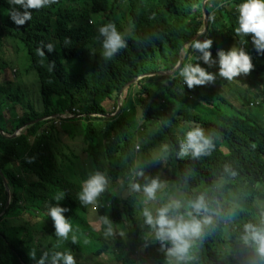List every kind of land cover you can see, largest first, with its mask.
<instances>
[{"label": "trees", "instance_id": "obj_1", "mask_svg": "<svg viewBox=\"0 0 264 264\" xmlns=\"http://www.w3.org/2000/svg\"><path fill=\"white\" fill-rule=\"evenodd\" d=\"M240 2L52 0L28 10L31 19L18 26L10 17L20 6L0 0V56L8 45L23 47L27 61L17 56L11 62L35 75L41 103L37 109L13 85H0V264H52L57 252L70 253L74 264H175L166 255L170 245L162 249L153 233L144 239L146 230L135 218L139 191L132 185L146 183L145 160L152 150L161 153L155 158L170 176L155 194L156 208L180 198L178 213L185 214L191 211L188 202L203 196L207 211L197 219L211 217L181 264H264L252 242L242 240L243 225L259 226L264 216V55L253 49L251 34L233 31ZM109 22L125 47L106 60L97 28ZM204 38L212 41L213 57L228 46L243 48L252 69L232 81L216 77L188 89L173 70L179 60L181 66L194 62L187 45ZM46 44L53 45L51 53ZM37 48L45 55H37ZM207 71L215 74V66ZM113 96L121 98L120 110L109 117L103 104ZM113 105L118 109L115 100ZM221 106L233 113L221 112ZM66 112L70 117H60ZM51 117L56 124L37 121ZM135 122L147 131L137 132V143ZM184 122L211 136L210 154L177 158V141L192 128ZM63 135L80 143L84 170L77 171L79 153L62 142ZM96 172L109 186L93 204H82L81 182ZM58 192L59 201L53 199ZM51 206L68 209L62 213L72 232L68 241L55 234ZM91 217L100 225L91 224ZM112 225L116 234L105 235Z\"/></svg>", "mask_w": 264, "mask_h": 264}, {"label": "clouds", "instance_id": "obj_2", "mask_svg": "<svg viewBox=\"0 0 264 264\" xmlns=\"http://www.w3.org/2000/svg\"><path fill=\"white\" fill-rule=\"evenodd\" d=\"M20 6L22 11L14 12L10 19L15 25L21 26L31 19L30 9H39L47 6L52 0H13ZM238 13L236 26L233 31L238 36L250 35V41L257 55H264V0H241L236 5ZM214 19V16L209 17ZM98 38L100 41L101 55L104 59H111L118 50L125 47V40L121 32L112 23H105L97 28ZM203 33H198L202 35ZM67 43V41H65ZM212 45L211 39H193L187 45L191 49L190 60L194 62L176 65L174 71H178L179 77L182 78L183 84L192 89L194 86H203L211 83L216 77L232 81L233 78L241 74H247L252 69L250 56L243 48L231 47L229 50H217L215 57L210 51ZM47 52L53 51L52 44L43 46ZM37 55L44 56L45 52L40 48L36 50ZM207 68L215 66V74L207 71ZM48 119V118H47ZM178 151L177 158L189 155L192 158H198L202 155H208L214 145L210 135L205 134V129L195 126L183 133L182 139L177 141ZM139 150L135 151L138 152ZM136 160V159H135ZM136 175H143L137 172ZM106 178L103 174L96 172L89 175L81 182L80 191L77 193V199L82 204H93L100 193L104 191ZM161 187L156 178L148 180L144 185L133 184L134 191H142L145 197L144 203L155 199L157 189ZM63 193L58 192L53 197L54 200H61ZM181 208L179 200L172 199L167 204L155 209V214L149 207L142 210L144 223L153 231L154 237L160 242L161 248L164 249L165 242L170 247L166 249V255L174 258L175 264H181L188 258L189 249L192 242L199 238L203 225L211 223V217L205 216L201 219L197 217L201 212L207 211L203 196L189 201L185 214H179ZM67 208L51 206L48 208V216L53 222L55 234L61 238H67L70 231V225L66 222L62 213L67 212ZM185 216L187 218H185ZM103 219V218H102ZM107 224V220H103ZM242 240L245 244L252 242L254 251L260 258H264V216L261 217L259 226L246 223L243 225ZM105 235H111L110 226L105 230ZM62 261V264H74L72 255L68 252L63 254L57 252L52 257V264L56 261ZM41 264L43 262L41 261Z\"/></svg>", "mask_w": 264, "mask_h": 264}, {"label": "rangeland", "instance_id": "obj_3", "mask_svg": "<svg viewBox=\"0 0 264 264\" xmlns=\"http://www.w3.org/2000/svg\"><path fill=\"white\" fill-rule=\"evenodd\" d=\"M18 46L20 48L17 51L13 47H11L10 45L6 46L3 54L0 56V85L6 86V87L9 84L13 85V88L15 90L17 88L18 91L22 94V96L25 99H31L34 102L33 103L34 107H36L37 109H41V108H39V107H41V103L38 102V97L36 95L37 87L34 83V80H36L35 75L33 73L25 74L21 68H19L16 64L11 62L14 59V57L17 58V56L23 57V62L27 61L25 58V53L23 51V47L21 48L20 45H18ZM226 48H227V46H224V49H226ZM228 48L230 49L231 47L228 46ZM118 99H121V98L118 97L117 99H115L113 96L109 100H107L108 102L103 104V107L106 110V112H108L111 115L115 114V111L117 110V108L114 109L115 106L113 105V101L115 100L117 105L118 104L120 105V102ZM207 108L212 109L209 106H207ZM224 109L226 111L229 110L225 106H221L220 111L223 112ZM257 110H258L257 112H260L262 109L259 108ZM229 111L231 113H233V111H231V110H229ZM60 117H70V116H68V114L66 112L65 114L61 115ZM52 119H53V117L48 118V119L47 118H40L37 121L46 120V121H52V122H54V124H56V121H53ZM54 120H57V119H54ZM183 124L186 128L196 126L194 122H184ZM22 128L16 130L14 132V135L12 136V138L17 137L18 134L22 131ZM182 131H184V130H182ZM133 132L136 135L135 143L139 142V138L137 135H140V134H137V132H141L142 136L147 135V133H146L147 131L142 130L141 126L137 122L134 123ZM180 134H181L180 130H177V136H179ZM61 140L64 144H71L73 150H75L79 153L80 160L76 162V169H77V171L84 170L85 169V163H84L85 156L83 155L84 153L81 151L80 143L79 142H74V143L70 142L66 138V135H63ZM160 155H161V153L157 154L156 152H154V150L150 151L146 155V157H148V158L145 160L146 166H144V179L146 180V182L148 180H151L157 172V175H158L157 180L160 183L161 187H159L157 189L156 193L162 192L164 180L170 177L169 175H165V173L161 172L160 163L155 158V157H158ZM137 164H138V159L135 160L134 166L137 167ZM87 167L89 168V164H87ZM71 177L76 180V177L74 174H72ZM106 181L107 182L105 184V187H108L109 182L107 179H106ZM142 185H144V184H142ZM124 194H125V192H124ZM144 200H145V197H144L143 192L139 191V200H138V203L136 205L135 218H136L139 226L144 227L146 230V235L144 236V239H145L147 237V235H150L151 233H153V231L151 229H149V227L144 223V218L142 216V210L145 207H149L153 211V215H154L155 214V208L158 207V205L155 202H153V200L149 201L148 204H145ZM176 200L181 201L180 198H177ZM168 202L169 201H165V200L162 201L163 204H167ZM95 217L90 218V219H93L92 221H90V223L94 224V222L96 221V224L100 225L101 220H96V219L94 220ZM110 228H111V232L116 234V232H117L116 228L113 225L110 226ZM71 233L72 232H70L67 236H71ZM65 240L68 241V238H66Z\"/></svg>", "mask_w": 264, "mask_h": 264}, {"label": "water", "instance_id": "obj_4", "mask_svg": "<svg viewBox=\"0 0 264 264\" xmlns=\"http://www.w3.org/2000/svg\"><path fill=\"white\" fill-rule=\"evenodd\" d=\"M202 11H204V8H202ZM204 29H203V31H205V29H206V25H207V20H206V16H204ZM197 35H195V37H196ZM194 37V38H195ZM181 63V61L179 60V62H178V64H180ZM176 68V67H175ZM174 68V69H175ZM175 71L173 70V73H174ZM131 83H133L132 81L131 82H129V83H127V85H130ZM126 85V86H127ZM119 110H120V105L118 104V109H117V111L116 112H119ZM107 116H109V117H111L112 115H107ZM4 185H6V184H4Z\"/></svg>", "mask_w": 264, "mask_h": 264}, {"label": "built area", "instance_id": "obj_5", "mask_svg": "<svg viewBox=\"0 0 264 264\" xmlns=\"http://www.w3.org/2000/svg\"><path fill=\"white\" fill-rule=\"evenodd\" d=\"M137 150H139V148L138 147H135V151H137Z\"/></svg>", "mask_w": 264, "mask_h": 264}]
</instances>
